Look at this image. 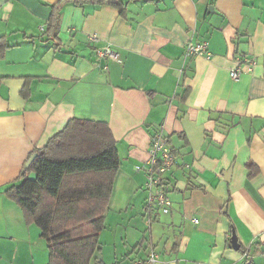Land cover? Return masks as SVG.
I'll return each instance as SVG.
<instances>
[{
  "label": "crops",
  "instance_id": "obj_1",
  "mask_svg": "<svg viewBox=\"0 0 264 264\" xmlns=\"http://www.w3.org/2000/svg\"><path fill=\"white\" fill-rule=\"evenodd\" d=\"M0 39V264L48 263L41 230L4 190L72 118L107 123L121 159L104 264L152 250L158 264H264V0H0ZM190 41L210 57L187 55ZM106 46L120 62L98 57ZM158 132L176 156L164 222L137 170Z\"/></svg>",
  "mask_w": 264,
  "mask_h": 264
},
{
  "label": "trees",
  "instance_id": "obj_2",
  "mask_svg": "<svg viewBox=\"0 0 264 264\" xmlns=\"http://www.w3.org/2000/svg\"><path fill=\"white\" fill-rule=\"evenodd\" d=\"M114 5L125 13L122 3ZM57 8L55 5L48 21L51 33L59 22ZM0 47L2 56L7 46ZM120 166L117 141L109 125L79 118L70 119L29 155L4 194L20 207L27 225L35 224L41 230L49 252L47 264H104L98 256L100 235ZM247 166L250 177L257 174L253 163Z\"/></svg>",
  "mask_w": 264,
  "mask_h": 264
},
{
  "label": "built area",
  "instance_id": "obj_3",
  "mask_svg": "<svg viewBox=\"0 0 264 264\" xmlns=\"http://www.w3.org/2000/svg\"><path fill=\"white\" fill-rule=\"evenodd\" d=\"M93 41H98V36L91 37ZM207 41H190L186 47L185 52L191 56H206L210 57ZM99 58H109L113 61L120 62L118 54L109 46L97 50ZM255 61L248 62L246 70L252 71ZM244 69L237 67L230 72L233 80H238L243 74ZM176 163V156L173 153L167 139L162 132L154 135L151 145L149 147L148 159L142 164L137 166V170L143 171L146 175L145 189L148 193L147 207L155 210L161 214H169L173 209V201L171 200L168 192V182L165 178L174 167ZM198 223L197 219H194ZM158 254L152 250L145 261H135L132 264H158Z\"/></svg>",
  "mask_w": 264,
  "mask_h": 264
},
{
  "label": "water",
  "instance_id": "obj_4",
  "mask_svg": "<svg viewBox=\"0 0 264 264\" xmlns=\"http://www.w3.org/2000/svg\"><path fill=\"white\" fill-rule=\"evenodd\" d=\"M36 158V154L31 156V158L28 160V162L26 163V168H29L30 165L32 164V162L34 161V159ZM231 172L232 170L230 169L228 172L225 173V179L226 180H230L231 177ZM231 245L235 250H239L240 249V245L238 243V239L235 233H233L232 238H231Z\"/></svg>",
  "mask_w": 264,
  "mask_h": 264
},
{
  "label": "rangeland",
  "instance_id": "obj_5",
  "mask_svg": "<svg viewBox=\"0 0 264 264\" xmlns=\"http://www.w3.org/2000/svg\"><path fill=\"white\" fill-rule=\"evenodd\" d=\"M162 219L160 220L161 222H164L167 218L166 214H163ZM41 248H42V251H41ZM35 252H37V256H38V259L43 255L44 259L46 258V261L45 262H48L49 260V252H48V249H47V243L46 241L42 238L41 242H40V246L37 248V250H35ZM41 252H42V255H41Z\"/></svg>",
  "mask_w": 264,
  "mask_h": 264
}]
</instances>
